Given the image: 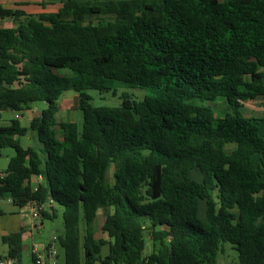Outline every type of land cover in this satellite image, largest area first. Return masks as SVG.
I'll return each mask as SVG.
<instances>
[{
	"label": "trees",
	"instance_id": "obj_1",
	"mask_svg": "<svg viewBox=\"0 0 264 264\" xmlns=\"http://www.w3.org/2000/svg\"><path fill=\"white\" fill-rule=\"evenodd\" d=\"M5 19L0 121L17 117L0 123V156L14 151L0 198L46 205L42 220L60 210L64 264H217L224 244L230 264H264V119L241 111L264 97V0H62L36 15L0 6ZM116 86L150 95L91 104L87 91ZM67 91L81 128L57 117ZM98 210L108 241L95 237ZM1 242L21 262V234Z\"/></svg>",
	"mask_w": 264,
	"mask_h": 264
},
{
	"label": "rangeland",
	"instance_id": "obj_2",
	"mask_svg": "<svg viewBox=\"0 0 264 264\" xmlns=\"http://www.w3.org/2000/svg\"><path fill=\"white\" fill-rule=\"evenodd\" d=\"M59 1L60 0H48L47 2L58 3ZM220 1H222V0H220ZM0 2H2V0H0ZM2 4H3L4 8H10V6L5 5L3 2H2ZM63 72L67 73V70H64ZM87 93L91 97V104L93 106H118L122 101L121 96H123V95L127 96L128 98H130L134 101H140L145 96L150 95V92L146 89L126 87V86H116L114 90H109V91L89 90V91H87ZM73 94H74V92H72V91H67V92L63 93L61 98H60L59 103H62L63 100L65 98H67V96H72ZM207 104H209L214 109L215 114L219 117H221L226 111V103H225V100L223 98H217L214 102H210ZM32 105L34 107H36L39 112L44 108V103H41V102L33 103ZM64 106L67 107L66 104ZM61 109L64 110L63 112L65 113V115L63 112H61V113H63V115L59 112L57 115L59 120H67L68 119L69 121H74L78 125V128H81L82 114H81V111L79 109L75 110V109H73V107H71L68 110V109H64V107H62V106H61ZM241 111L244 115L247 114L246 108L242 109ZM28 116H29V113H25V114L21 115L20 124L22 126H28V123H29L28 122ZM252 116L254 118H257V119L261 118L260 117L261 115H258V113H256V112L253 113ZM11 117H12V114L9 111L3 112L0 123H2V124L6 123ZM262 125H263V123H260L261 129L264 128V126H262ZM261 134H263L262 130H261ZM29 135H30V133H29ZM20 144L21 145L30 144L32 146L34 143L27 136H24V137L20 138ZM13 155H14V151L11 148H4L1 150L0 170H3L6 168L8 158L10 156H13ZM107 178L111 182V169L107 173ZM193 178H199V175L196 174ZM5 200H6L5 198H2V199L0 198V201H5ZM12 208L13 207L10 206L9 204H6L4 202H0V210L1 211L6 212L9 210H12ZM202 209H203V204L202 205L200 204L199 205V211L201 212ZM5 216H9L8 213H5ZM103 220H104L103 211L98 210L96 212V218H95V223H94V229L96 232L95 237L101 238L105 241H108V237L106 236V234L101 231V225L103 223ZM0 221H2V220L0 219ZM31 232H32V235H31L32 237L26 238L25 242H24V244L28 245V247H30V248L33 245L37 246V243L34 244L35 242H40V241L49 242L50 238L52 236L57 238L59 235H61L63 232V223H62L60 210L58 209V212H57L55 217H53L51 219H43L41 222V225H39L37 228L31 230ZM79 232H80V236L82 237V235H83V226L82 225H80ZM56 250H57V257H56L55 264H64L63 251L58 246L57 242H56ZM6 251H7L6 245H3L0 241V256L5 255ZM106 253H107V245L102 247V249H101V255L102 256L105 255ZM22 260H23V262H21V264H30V259L23 257ZM236 260H237V254L233 249H231V245L230 244H224L222 253H220L217 257V264H230V263L236 262ZM95 264H99V263H95Z\"/></svg>",
	"mask_w": 264,
	"mask_h": 264
},
{
	"label": "crops",
	"instance_id": "obj_3",
	"mask_svg": "<svg viewBox=\"0 0 264 264\" xmlns=\"http://www.w3.org/2000/svg\"><path fill=\"white\" fill-rule=\"evenodd\" d=\"M47 1L48 0H2V2L5 5L10 6L11 9L17 8V9L24 11L26 14H32V15H36V14H40V13L55 12L58 9L60 2L62 0H60L58 3H52V2H47ZM2 2H0L1 7H3ZM40 3H49L50 5H46L44 8H42L38 5ZM11 26H12V22L9 19H5V20L0 21V27H11ZM59 102H60V100H59ZM65 104L67 107L64 106ZM77 104H78V97L74 93L72 96H67V98H65L62 103H59V112L61 113L64 111L63 109H61V106L64 107V109L69 110L71 107H73V109L76 110ZM244 108H246V112L248 114V115L246 114L247 116L246 115H244V116L253 117L252 116L253 113L256 112V113H258V115H261L260 116L261 118H259L260 120L264 119V97H256L253 100H247V101L242 102V109H244ZM10 113L12 114L11 118L16 116L15 113H13V112H10ZM25 113H29V116H28V122H29L32 118L39 116L40 112L37 110L36 107H34L32 105V106H30L29 109L22 112L21 115L25 114ZM63 113H61V114L63 115ZM2 114H1V116H2ZM21 115L18 116L19 122H20ZM64 115H65V113H64ZM62 121L68 122L69 120L67 119V120H62ZM260 123H263L262 126H264V121H260L258 123V127L260 129V134H261V130H262V133H263L262 136H264V128L261 129ZM23 127H27V126H23ZM26 136L32 140L31 134L30 135L27 134ZM28 146H31V145L30 144L22 145V147H24V148H26ZM11 157L12 156H10L8 158V161ZM3 170H0V171H3ZM39 181H40V178H32L31 183L33 185H35ZM5 199H6L5 201H0V202H4L6 204H9L13 208H12V210H9L6 212L0 210V219L2 220V221H0V241H1V238L3 236L9 235L11 233L19 232L21 234V240H22L21 262H23V260H22L23 257L30 259V257H29L30 247H28V245L24 244L25 239L32 237L31 236L32 235L31 230H33V229L37 228L39 225H41L42 221L38 224L34 223V221L32 219V213H31V206L30 205H27V206H24L21 208H17L14 205H12V203L8 197H5ZM5 213H8L9 216H5ZM36 243L39 247H42V246H45L48 244V242H42V241L35 242L34 244H36ZM6 256H7V251H6L5 255L0 256V257H6ZM30 263H31V261H30ZM46 263H49L48 258H46Z\"/></svg>",
	"mask_w": 264,
	"mask_h": 264
},
{
	"label": "built area",
	"instance_id": "obj_4",
	"mask_svg": "<svg viewBox=\"0 0 264 264\" xmlns=\"http://www.w3.org/2000/svg\"><path fill=\"white\" fill-rule=\"evenodd\" d=\"M46 209V205L36 204L31 206L32 219L35 224L42 221V215ZM56 242L57 238L52 236L48 244L45 246L39 247L38 245H33L29 249V257L31 259L30 264H55L57 257ZM46 258L49 259V263H46ZM0 264H21V262H18L15 258L6 256L0 257Z\"/></svg>",
	"mask_w": 264,
	"mask_h": 264
}]
</instances>
